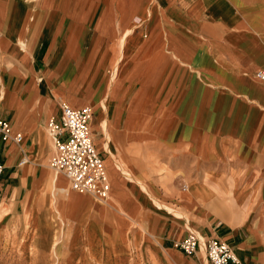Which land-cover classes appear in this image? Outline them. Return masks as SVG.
<instances>
[{
    "label": "crops",
    "instance_id": "crops-1",
    "mask_svg": "<svg viewBox=\"0 0 264 264\" xmlns=\"http://www.w3.org/2000/svg\"><path fill=\"white\" fill-rule=\"evenodd\" d=\"M68 1L53 13L46 14L49 19L43 20L40 27L34 24L36 36L29 43L27 32L36 5L23 0H0V67L9 71L8 75L21 76L22 90L29 88L39 76L38 98L34 96L13 109L5 108L2 103L4 112L0 113V119L10 121L13 129L23 134V140L19 144L10 141L1 146L4 172L0 176V199L17 194L23 179L24 182L27 180L31 162L39 159L40 149L47 143L45 137L41 143V134L44 135L38 125L41 117L45 119V126L51 116L59 117L62 100L75 107L90 105L93 109L92 137L104 158L111 181L109 198L122 211L113 208L114 219L117 216L121 220L120 223L114 221L117 226L127 225L128 219H134L144 207L141 198L156 202V197L128 181L103 141L108 142L114 157L121 155L124 161H142L140 155L132 159L121 154L126 146H161L170 152L165 158L171 162V170L160 175L147 171L141 178L142 181L152 179L160 192L157 199L165 200V206L172 204L182 210L185 204L206 210V216L194 222L200 235L230 243L242 264H264V201L261 195L264 193V168L261 184L252 190L250 185L240 182L231 162L251 163L256 155L264 154V79L255 76V72L264 70V0H155L152 12L143 19V24L135 26L119 51L114 40V20L109 19L101 31L93 30L100 27V20L94 18L93 7L88 2L96 0H82L71 14L63 9ZM110 1H99L102 9L96 12L98 16L107 10L110 16L114 10L119 12L118 8H110ZM36 14L43 16L45 13L40 9L33 15ZM20 39L25 43L26 53L23 50L14 55L9 53L17 49ZM188 49H200L199 70L203 75H209L211 84L203 86L201 93L198 82L190 83L193 68ZM118 54H122L118 75L108 83V68ZM210 64L213 67L205 70ZM13 65L18 69L13 70ZM180 69L186 76L182 75L183 84L177 93L181 92V95H175L171 83L179 82L181 75L175 74ZM165 86H168L167 91ZM153 88L156 90L151 93ZM163 91L167 92L166 99L177 97L181 100L170 108L163 122L156 121V125L150 127L155 133L147 132L145 125L139 126L144 123L139 117L142 113L158 116L165 112L161 105ZM215 91L216 100L207 126L209 144L215 143L221 152L223 147L228 151L224 159L215 158L214 154H211L213 158L204 153L194 154L185 165V145H167L162 139L163 131L185 110L187 121L196 127L207 96ZM7 96L11 98V92ZM26 107L31 113H26ZM191 110L193 116L190 119ZM104 122L108 140L105 139ZM129 131L145 137L130 138ZM49 143L51 146L45 157L47 166L54 154L50 140ZM232 154L235 160H232ZM193 157L198 161L206 157L213 166V173L202 172L199 164L190 166ZM186 172L190 178L198 177L196 184L206 186L212 195L206 197L197 193L195 199L185 201L181 183ZM70 192L79 194L80 203L85 200L100 202L95 203L96 213L100 215L97 206L105 208L101 217L110 221L107 217L111 210L107 205L109 198L100 201L84 192L72 189ZM238 192H244L240 201L236 197ZM255 199H260L263 207L262 214L254 221L250 209ZM156 217L158 246L165 249H171L174 241L184 238L190 230H187L184 216L173 217L158 212ZM90 222L93 223L91 227ZM90 222L87 226L93 229L96 222ZM180 253L192 257V261H195L194 257H201V253L194 256L181 250Z\"/></svg>",
    "mask_w": 264,
    "mask_h": 264
},
{
    "label": "rangeland",
    "instance_id": "rangeland-1",
    "mask_svg": "<svg viewBox=\"0 0 264 264\" xmlns=\"http://www.w3.org/2000/svg\"><path fill=\"white\" fill-rule=\"evenodd\" d=\"M23 1L36 5L33 7L36 9V12H32L33 14L38 13L40 9L45 13L43 16H38L37 14L33 15L31 13L32 22L27 32V41L29 42L35 39L37 32L35 25H39L40 27L43 20L49 19V16L46 14L53 13L55 9L61 8L67 0ZM81 1L82 0H69L67 5H64L63 9H65L67 14L75 13L76 9L74 8L79 7ZM99 1L100 0L88 2L89 6H91V8L93 7L92 13L95 15L94 18L100 20L98 23L100 27H95L93 30L96 31L100 29L101 31L109 19H112V21L114 20V29L116 30L114 35L116 38L114 40L118 51L123 49L128 36L133 32L135 26L143 22V19L152 12V7L156 3L155 0H142L143 2L140 0H111L110 8H118L119 12L114 10L113 14L110 16L107 10L103 12L104 15L100 14L98 16L96 12L102 9ZM86 4L85 2V6ZM138 18L141 19L137 20ZM24 45V41L20 39L17 49L9 53L14 55L15 52L17 53L21 50L25 52L26 49ZM199 53H201L200 49L197 51L188 49V56L192 60L191 67L193 68L190 83L195 84L198 82V91L201 93L203 86L211 84V82L208 79L209 75H203L199 70V65L197 63ZM121 56L122 54H118L108 68V83L114 81L115 77L118 75L120 65L119 58ZM211 67H213V65L210 64L207 69L205 67V70L208 71ZM115 68L117 69L114 71ZM12 69L16 70L18 67L13 65ZM203 70L204 65L202 64V72ZM257 72H255V76H257ZM8 73L9 71H5L3 67H0V100L2 101H0V113L4 112L2 103L5 108L13 109L20 106L23 101L29 102L34 96L38 98L39 95L37 90L39 76H36V79L30 83L29 88H24L22 90L21 84H23V80L21 76L8 75ZM175 75H181L179 82L171 83V89L175 91L176 95L183 84L184 77L182 75H185V72L182 73V69H180ZM198 77L201 79H197ZM150 84L153 86L156 85L154 82H150ZM159 84L160 83H158V85ZM167 88L168 86H165L164 90L167 91ZM9 89H11V91H9ZM155 90L156 89L153 88L151 93ZM166 91H163V97L161 98V105L165 112L163 111V113L158 116L142 113L139 117L141 121H144L143 124L139 121L141 122L139 126L145 125L147 127V132L150 131L151 133H155V130H150V127L156 125V121L163 122L170 108L173 105H177L179 100H181L177 97H168L166 99ZM9 92H11L12 97L8 98L12 100L6 103L7 100L5 99H7L6 97ZM216 93L215 91L213 95L207 96L205 102L206 106L200 112V118L196 127L187 121V110H185L184 114L180 113L178 116H175L163 131L162 139L167 145L172 147L185 145V165L187 164L186 161L194 154L198 156L204 153L210 158H213L212 155L214 154L215 158L224 159L225 153L228 151L223 147L221 150L224 149V151L221 152L218 146L216 147L214 144L211 146L209 144L207 126L210 113L216 100ZM177 95H181V92ZM103 105L106 106L105 101H103ZM25 111L26 113H31L30 109L27 107ZM192 111L193 110L190 111V119L193 116ZM44 121L45 119L41 117L38 125L44 133V135L41 134V143L44 142V137L47 138V143L40 149L41 154L38 157L39 159L31 162L27 180L24 182L23 179V185L20 187L17 194L12 198L4 197L0 199V264H208L202 254H199L201 256L200 258L194 257L195 261H192V257L183 256L176 246L178 240L174 241V245L171 249L158 246L157 228L155 227L158 223V218L156 217L158 212L166 213L173 217L184 216L187 230L190 229L197 232L198 230L194 222H198L199 217L202 219L207 214L206 210L194 207L195 205L191 204H185L184 210L180 209L181 207L179 206H172V204H166L165 206V200L157 199L160 197V192L152 179L146 181L141 180V178L145 176L144 172L152 171L155 175H160L171 170V162L168 158H165L166 153H170L169 151L166 152L163 147L153 145L126 146L121 150V154H127L132 159L140 155L142 156V161H124L121 155L114 157L108 142L103 141L105 148L110 151L112 158H114L115 163L119 166V171L125 174L128 181L134 183L137 189L142 188L156 197V202L152 199L146 202V199L141 198L144 202V207L139 210L140 214L134 215V219H128L127 225L117 226L114 221L116 220L117 223H120L121 220L117 216L116 219H114L115 211L109 204L112 200L110 199L111 197L108 199L107 203V205L111 207V212L109 211V214L112 217L107 215L110 219L109 221L107 219L105 220V217H101V215L104 216L106 212L105 208L96 207L100 215L95 211V203L100 202L85 200V202L83 201V203H80V199L77 198L79 194L73 192L68 193L71 188L67 181L62 178L59 172L47 166L48 162L45 160V157L48 147L51 146L49 140L53 148L54 146L53 140L47 129V123L45 126ZM103 129L106 136L105 139L108 140L109 136H107L108 134L105 132L106 122L103 123ZM146 135L149 136L151 134ZM128 136L130 138L145 137V135H139L134 131H129ZM144 149L146 151H144ZM231 156L232 160H235L234 155L232 154ZM197 159L196 157L191 158L189 162L190 166L199 164V169L202 172L213 173L211 170L213 166L208 163L209 161L206 157H201L199 161ZM231 162L232 168L236 170L239 180L243 185H250L251 189L254 190L257 185L261 184V170L264 168V154L256 155L251 163H247L246 161ZM133 168L135 170H133ZM193 169L195 170L196 168ZM217 169H219V166ZM177 173L178 172L175 171V174ZM197 178L198 177L190 178L188 172L183 176L181 188L183 189L185 201L195 199L197 193H199V191L196 190L197 188L193 191L194 195H190L188 191L192 185L199 183ZM197 186L203 187L206 193L212 194L206 186L202 184H197ZM63 188H67V190ZM67 194H70L71 197ZM243 194L244 192H238L236 194L239 201ZM261 195L264 201V193ZM76 206L79 207L75 210H70V208L74 209ZM262 207V201L260 199H255L250 209L254 221L256 217L262 214ZM118 212L122 213V211ZM91 220L96 222L93 229L89 228L93 226V223L90 222ZM88 223L89 227L87 226Z\"/></svg>",
    "mask_w": 264,
    "mask_h": 264
},
{
    "label": "built area",
    "instance_id": "built-area-1",
    "mask_svg": "<svg viewBox=\"0 0 264 264\" xmlns=\"http://www.w3.org/2000/svg\"><path fill=\"white\" fill-rule=\"evenodd\" d=\"M257 76L264 79V70L258 71ZM60 109L59 117L51 116L47 122L54 146L49 166L68 179L72 190L106 201L110 196L111 181L104 158L92 137V107H75L62 100ZM22 140L23 134L15 131L10 121L0 119V176L4 172L2 144L10 141L19 144ZM176 246L189 256L201 253L208 264H242L230 243L218 238H205L197 231L189 230L176 242Z\"/></svg>",
    "mask_w": 264,
    "mask_h": 264
},
{
    "label": "bare ground",
    "instance_id": "bare-ground-1",
    "mask_svg": "<svg viewBox=\"0 0 264 264\" xmlns=\"http://www.w3.org/2000/svg\"><path fill=\"white\" fill-rule=\"evenodd\" d=\"M117 68H115L114 69V71L116 70ZM116 73V72H115ZM222 87H223V85H222ZM7 99H5V100H7L6 101V103H9L11 100H10V98H8V96L6 97ZM212 144V143H211ZM215 144V143H214ZM205 146V145H204ZM218 149V148H217ZM219 152V151H218ZM69 183V182H68ZM190 185V184H189ZM195 188H197L196 190H198L199 191V194L200 193H202V194H204V196H206V197H210L212 194H209V193H206V190L203 188V187H198L197 186V184H194V185H192L190 188H189V194L190 195H194L193 194V191H194V189ZM64 190H67V188H63ZM109 204L111 205V207L112 208H114V209H116V210H118V211H120L116 206H115V203L111 200L110 202H109Z\"/></svg>",
    "mask_w": 264,
    "mask_h": 264
}]
</instances>
